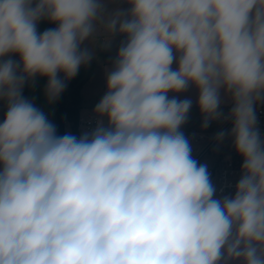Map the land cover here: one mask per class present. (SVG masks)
Here are the masks:
<instances>
[{
	"label": "clouds",
	"instance_id": "1",
	"mask_svg": "<svg viewBox=\"0 0 264 264\" xmlns=\"http://www.w3.org/2000/svg\"><path fill=\"white\" fill-rule=\"evenodd\" d=\"M125 3L0 0V264H264V0ZM115 35L95 126L58 135L25 85L46 78L56 102L93 58L84 42ZM190 87L202 129L231 122L214 139L242 158L233 195L181 131Z\"/></svg>",
	"mask_w": 264,
	"mask_h": 264
},
{
	"label": "built area",
	"instance_id": "2",
	"mask_svg": "<svg viewBox=\"0 0 264 264\" xmlns=\"http://www.w3.org/2000/svg\"><path fill=\"white\" fill-rule=\"evenodd\" d=\"M230 107L221 110L225 115L230 111ZM256 115L258 119V128L264 137V107L256 106ZM4 119V118H3ZM3 119L0 123L3 122ZM216 129L211 132H194L189 138L192 145V155L201 164L208 166L210 179L217 189V196L234 194L235 184L240 178V169L242 158L236 153L223 151L219 155H213V148L217 144L214 137L220 131L226 133L231 128V122L215 121ZM95 126V117L88 114L84 119H80L79 129L90 130Z\"/></svg>",
	"mask_w": 264,
	"mask_h": 264
},
{
	"label": "rangeland",
	"instance_id": "3",
	"mask_svg": "<svg viewBox=\"0 0 264 264\" xmlns=\"http://www.w3.org/2000/svg\"><path fill=\"white\" fill-rule=\"evenodd\" d=\"M103 2H106L103 0ZM45 22V20H43ZM42 23V22H41ZM44 25V24H42ZM100 39V37H99ZM100 41L98 40L97 43ZM82 48L88 49L91 53H93V58L91 61L84 66H81L78 74L70 81H67V88L70 90L73 85L79 84V103H82L87 108L83 111L81 117L84 119L88 113H91L92 107L96 105L97 100L100 98V70L98 65L102 62L103 57L106 55L107 50L105 51V47L100 46L99 44L93 45L91 42V38L88 41H85L81 46ZM14 60H18V57H12ZM44 82V79L37 77L36 80ZM28 91V84H26V91L28 95V99L32 100L35 106L40 108L47 116H48V107L49 102L46 100H37L39 102H35V87L33 86ZM35 85V84H34ZM82 85V87H81ZM37 89V88H36ZM26 94V93H25ZM223 110V109H222ZM6 105L4 101H0V121L5 116ZM52 115H54V111L52 110ZM201 114L199 112H189L187 123L182 127L181 131L185 134L187 138H190L194 132H211L216 129V125L211 123L207 129H202V118H199ZM231 139L226 137L225 140L219 145H215L212 152L213 155H219L223 151L231 152ZM233 195V194H231ZM219 197V196H218Z\"/></svg>",
	"mask_w": 264,
	"mask_h": 264
},
{
	"label": "crops",
	"instance_id": "4",
	"mask_svg": "<svg viewBox=\"0 0 264 264\" xmlns=\"http://www.w3.org/2000/svg\"><path fill=\"white\" fill-rule=\"evenodd\" d=\"M105 1L106 2H103V3L106 6V9H105L106 12H111L113 9H117V8L122 9V10H126L127 7H128V5L125 3V0H105ZM42 24H44V25H42ZM46 29H48V21L47 20H45V22H43V20L40 21L38 23V25H37L38 32L42 33ZM100 39H102V37H100ZM124 39H125V37L122 36V35H115V36H113V38H112L110 44L108 45V47H105V51L107 50V53L103 57L102 62L98 65V68L100 70V89L101 90H100V98L97 100L96 104L99 102V100L105 94V91H106V71L111 70L112 61L114 60V58L116 56V53L118 51V48H119L121 42ZM173 68H175V64L173 65ZM42 79H44V82L39 81L38 79L33 82V86L35 87V93L37 94V96H35V102H39L37 100H46L44 89H45V85L47 83V80H46V78H42ZM81 87H82V85H81ZM27 88H28V91H29V89L32 88V84L31 83L28 84V87ZM28 91H26L25 92L26 94L24 95V97H26V98L28 97V95H27V92ZM172 95L173 94L169 93V96L170 97ZM197 97H198V93L192 87H190L188 89V91L185 92V93L177 94V98L178 99L188 98V99H191L192 100V108H191L190 112H199V109H198L197 103H196L197 102ZM56 105H57V101L54 102V103H50L49 104V107H48V110H49V112H48V118H49V120L52 123L55 122ZM261 105L264 107V104H261ZM230 106H232L231 105V102L227 98H225L223 96V93H222V104H221L220 110L226 109L227 107H230ZM84 107L85 106L82 103H80V111H79V117H80V119H83L81 117V115H82L83 111H85L88 108V107L87 108H84ZM94 107L95 106L92 107V110H91L92 112L91 113H88V114H92L93 113ZM52 110L54 111V115H52ZM199 118H202V116L200 115ZM212 123L216 125V123H214V122H212ZM65 129H66V132L67 133H71L69 124L66 125ZM78 131H79V135H81V133L83 132L82 129H79ZM236 264H239V262H236Z\"/></svg>",
	"mask_w": 264,
	"mask_h": 264
},
{
	"label": "trees",
	"instance_id": "5",
	"mask_svg": "<svg viewBox=\"0 0 264 264\" xmlns=\"http://www.w3.org/2000/svg\"><path fill=\"white\" fill-rule=\"evenodd\" d=\"M55 27H56L55 24L48 22V29ZM79 89H80L79 84L73 85L70 90H68L66 86L64 92L57 100L56 117L54 124L57 128L58 135H63L67 133L65 127L67 124H69L71 134L79 136V131H78L79 123H80ZM25 92H26V85L23 89V95H25ZM230 147L232 148V152L236 153L232 146V140Z\"/></svg>",
	"mask_w": 264,
	"mask_h": 264
}]
</instances>
